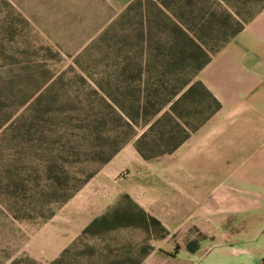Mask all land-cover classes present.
I'll list each match as a JSON object with an SVG mask.
<instances>
[{
  "label": "rangeland",
  "instance_id": "rangeland-1",
  "mask_svg": "<svg viewBox=\"0 0 264 264\" xmlns=\"http://www.w3.org/2000/svg\"><path fill=\"white\" fill-rule=\"evenodd\" d=\"M126 1L0 0V264H51L64 248L61 264H136L164 244L156 229L101 228L98 236L70 239L96 213L134 203L151 217L174 220L166 216L169 207L209 196L214 180L195 170L192 154L180 160V151L150 160L138 154L135 141L146 127L134 126L133 139L103 162L124 132L120 95L136 101L162 78L174 22L197 29L203 16L212 28L225 20L236 26L264 0H168L166 9L130 0L121 10ZM145 31L147 39L140 37ZM181 79L174 75L166 85L174 89ZM198 93L194 105L203 99ZM194 105L181 108H187L183 126L200 122ZM153 140L150 135V146ZM88 176L65 203L42 209L45 187L63 180L68 192ZM175 232L186 235L182 227Z\"/></svg>",
  "mask_w": 264,
  "mask_h": 264
},
{
  "label": "crops",
  "instance_id": "crops-1",
  "mask_svg": "<svg viewBox=\"0 0 264 264\" xmlns=\"http://www.w3.org/2000/svg\"><path fill=\"white\" fill-rule=\"evenodd\" d=\"M192 82L200 83L219 107L174 152H181L179 160L192 154L195 170L214 185L206 200L193 196L169 207L166 216L174 214V220L154 217L167 231L164 244L137 263L264 264V7ZM100 214L87 219L70 241ZM179 227L186 235L174 236ZM189 241H197L192 252L186 248Z\"/></svg>",
  "mask_w": 264,
  "mask_h": 264
},
{
  "label": "trees",
  "instance_id": "trees-1",
  "mask_svg": "<svg viewBox=\"0 0 264 264\" xmlns=\"http://www.w3.org/2000/svg\"><path fill=\"white\" fill-rule=\"evenodd\" d=\"M150 1V0H148ZM151 2V1H150ZM154 5L161 8H168V0H155L152 1ZM264 7V3L257 8L255 13H252L248 18L242 22H236V26L227 24V20L219 26L212 28L211 18L200 17V26L195 28H188L187 24L182 26L180 22H174L176 25V36L169 43V54L164 56L166 58L160 65L161 77L157 82H152V88H143V95L138 96V101L129 99L127 93H122L121 101L118 103L119 120L123 122L122 133L120 141L114 150H112L103 162L109 161L112 156L119 150V148L126 142L133 139L135 136V127H146V130L135 141V149L138 154L145 160H150L155 157L163 156L173 153L186 139L194 132L198 126L203 124L210 115H212L219 107L214 98L205 90V88L198 82H192L196 73L210 60V58L230 39L235 37L242 29V24L250 21L254 15ZM127 10V11H126ZM125 10L121 18L128 14V8ZM147 19V18H146ZM242 23V24H241ZM231 27V28H230ZM235 27V28H234ZM230 28V31L227 30ZM140 37H148L147 32H142ZM143 40V39H142ZM127 65L120 66V76H125L127 72ZM174 75L182 77L180 85L176 88H169L165 79H169ZM165 78V79H164ZM164 79V81H163ZM199 92L201 100L195 102V97H192ZM197 98V97H196ZM204 101V102H203ZM132 102L136 103V107L132 106ZM209 103L211 106L209 107ZM167 105H169L167 107ZM193 106L201 115L200 122L192 127L182 125V120L185 118L181 109L183 106ZM205 105V107H204ZM206 115L203 116V111ZM184 132V136L175 140V136ZM153 135V145L148 144L147 139ZM117 139V138H116ZM117 143V142H115ZM154 146V150L152 147ZM91 176H88L79 185L75 186L72 190L67 192L66 182L57 180L56 186L49 185L42 191L44 202L42 209L49 208L52 204H63L69 200L74 192L83 184L86 183ZM132 209L137 214L132 212ZM49 211V210H48ZM50 210L48 214H40L41 221L49 219L53 215ZM117 227H136L148 229H156L160 235L158 237H165L167 231L161 223L154 217L146 214L134 203L124 210H113L105 213L104 215L93 219L80 233L75 242H80L82 239L89 236H98L102 233L101 228L111 229ZM156 237V238H158ZM195 244L189 242L186 248L189 252L194 251ZM69 252V248L65 249L51 264H61L64 257ZM147 253H145L146 255ZM138 264V263H137Z\"/></svg>",
  "mask_w": 264,
  "mask_h": 264
}]
</instances>
